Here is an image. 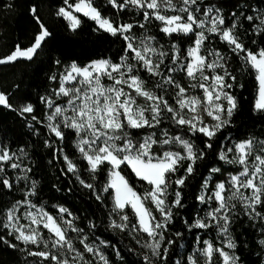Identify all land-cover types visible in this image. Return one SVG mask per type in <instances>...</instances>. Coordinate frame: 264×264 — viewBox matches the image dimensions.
I'll return each mask as SVG.
<instances>
[{
	"label": "snow or ice",
	"instance_id": "1",
	"mask_svg": "<svg viewBox=\"0 0 264 264\" xmlns=\"http://www.w3.org/2000/svg\"><path fill=\"white\" fill-rule=\"evenodd\" d=\"M63 2L65 6L56 14L69 22L72 31L81 24L76 15L80 13L94 21L97 30L120 37L124 48L117 62L111 59L86 65L73 62L59 78L50 77L52 81L59 79L54 96L64 98V102L58 104L56 99L42 97L51 110L46 127L61 142L66 139V129L75 134L76 150L86 162V171L92 174V179L102 171L107 172V183L97 192L93 183L80 178L79 164L64 154L62 148L56 149L63 155L67 172L93 191L96 200L103 202L104 193L111 195L112 212L119 222L110 219L108 227L127 232L134 239L144 234L146 239H136L145 250L141 254L142 264H167L169 247L175 241H166L165 233L174 219L173 209L184 206L179 189L198 171L197 162L204 160L207 150L215 147L218 134L231 123L238 108L236 97L229 91L237 77L230 71L228 57L215 47H207L211 44L210 37L215 36L226 44L243 62L242 68L254 74L257 85L254 110L261 113H264V48L249 49L237 24L227 23L223 9L213 3L205 4L204 0H107L117 13L138 12L143 22L135 23L122 22L118 15L103 14L95 6V0ZM6 7L11 8V4ZM31 12L35 16L36 9L32 8ZM230 15L236 18L235 12ZM241 17L249 22L255 34H264V13L241 12ZM36 18L40 31L31 46L17 45L11 54L0 57V65L18 59L31 61L37 55L52 33ZM153 20L160 22L159 31L165 36L189 37V46L182 51L175 43L168 47L155 35H148L145 25ZM136 28L145 32L138 36L134 32ZM178 73L183 76L178 77ZM197 89L200 94H195ZM0 106L21 115L35 111L32 104L13 108L4 92H0ZM31 118L40 123L35 115ZM141 130L147 131L141 135ZM198 136L205 138L203 147L191 139ZM45 145L52 147L47 140ZM174 146H179L180 151L173 150ZM23 155V149L17 155L0 145V185L13 188V182L6 176L8 169L31 171L23 168L20 162ZM216 155L234 169H224L223 164L209 169L210 174L202 184L203 193L197 197L206 206L205 215L195 219L190 227L215 228L224 241L222 246L203 241L197 254L186 257L183 264H238L236 243L230 232L238 207L250 220L259 221L264 231V140L247 138L234 142L230 147H221ZM125 167L149 185V190L137 192L124 174ZM181 168L185 174L177 176ZM225 172L227 176L223 175ZM215 174H221L222 178L214 180ZM27 179V175L18 176L17 182ZM173 184L174 199L169 201ZM35 195L33 181L25 198L5 210L0 220V227L8 229L15 240L37 249H23L35 258V264H112L103 250L109 247L106 241L96 243L98 237L90 240L89 233L77 225V217L68 208L55 206L59 214L53 215L43 206L38 207L29 199ZM22 208L25 211L21 213ZM126 210H130L134 221ZM42 229L49 235L45 236ZM260 243L264 244V240ZM114 251L117 258L123 259L120 250ZM173 264L182 262L175 260Z\"/></svg>",
	"mask_w": 264,
	"mask_h": 264
},
{
	"label": "trees",
	"instance_id": "2",
	"mask_svg": "<svg viewBox=\"0 0 264 264\" xmlns=\"http://www.w3.org/2000/svg\"><path fill=\"white\" fill-rule=\"evenodd\" d=\"M204 3H213L223 9L226 22L237 24L238 32L249 49L264 48V34H255L249 22L241 17V12L245 15H252L254 12L264 13V0H204ZM8 4H11V8L6 7ZM64 6L63 0H0V57L11 54L17 45L21 48L31 46L40 31L36 17H39V22L52 33L31 61L18 59L0 65V92L9 96L13 108L32 104L35 109L32 114L21 115L18 111L0 106V145L10 148L17 155H20V149H23L24 155L21 156L20 162L23 168L31 169L28 173L22 170L6 173L7 178L13 182V188L8 189L0 185V220H3L5 210L16 201L25 198V194L31 190L32 182L35 181L36 195L29 197L34 204L38 207L43 206L53 215L59 214L55 206L68 208L77 217V225L82 227L85 233H89L90 240L98 237L96 243L103 240L109 244V247L103 250L112 264H142L141 254L145 250L136 243V239H146L144 234H138L134 239L133 235L127 232L109 228L110 219L119 222L118 217L112 212L114 204L111 195L104 193L103 202L96 200L93 191L81 185L76 175L67 172L63 155L56 152V149L62 148L64 154L69 155L79 164L80 178L93 183L97 192L107 183V172L102 171L92 179V174L86 171V162L76 150L75 134L66 129V139L61 142L56 140L46 127L50 109L42 102V97L56 99L58 104L64 102V99L54 96L53 90L57 89L59 79L52 81L51 76L56 75L59 78L65 68L73 62L78 65H86L99 59H111L117 62L123 55L124 42L120 37L97 30L95 22L80 13L76 15L81 19V24L76 31H72L68 21L56 14L58 9ZM95 6L100 7L105 15H118L122 22H143L138 12L117 13L107 4V0H95ZM32 8L36 9L35 16L31 12ZM233 12L236 13L235 19L230 15ZM159 24L160 22L155 20L146 24L147 34L155 35L161 44L168 47L175 43L183 51L189 46V37L165 36L159 31ZM134 32L139 36L145 32V29L136 28ZM210 39L211 44L207 47H215L228 57L230 71L237 77L233 82V88L229 91L236 97L238 108L231 118V123L218 134V139L214 142L215 147L207 150L204 160L197 162L198 171L189 176L185 186L179 189L184 206L173 209L174 219L165 233L166 241H175L169 247L167 264H173L175 260H180L183 264L186 257L197 254V250L203 246L205 240L214 242L216 246H222L215 228L201 230L190 227L195 219L205 215L206 206L197 199L203 193L202 184L209 176L211 167L223 164L216 155L221 147H230L234 142L247 138L264 140V113L254 110L257 94L254 74L242 68L243 62L228 50L226 44L215 36ZM57 60L60 61L59 64L56 63ZM166 63L170 65V61ZM177 75L183 76V73ZM181 82L187 83V80ZM32 115H35L40 123L33 120ZM205 119L210 121L208 117ZM146 131L141 130L140 134L143 135ZM191 139L198 146L203 147L202 142L205 139L203 136L191 137ZM46 140L52 144V147L45 145ZM173 150L180 151V148L174 146ZM223 168L231 171L234 166L223 164ZM124 174L137 192L143 193L149 190L150 186L138 180L127 167L124 168ZM184 174L183 168L177 172V176ZM24 175H27L28 179L17 182V177ZM223 175L227 176V172ZM212 178L219 180L222 176L215 174ZM175 188L173 184L169 189V201L174 199ZM126 211L130 214V210ZM155 214L159 216V213ZM130 218L133 221L135 219L131 214ZM91 224H95L96 227L90 228ZM8 232V229L0 227V237H2L0 264H35V258L28 256L23 249L25 247L31 250L37 249L21 244ZM230 232L236 243L234 251L239 257L238 264H264V244L260 243L264 240V231H261L259 221L250 220L238 207ZM177 233L181 235L177 236ZM11 244H16L17 247L13 248ZM114 249L120 250L123 259L116 257Z\"/></svg>",
	"mask_w": 264,
	"mask_h": 264
},
{
	"label": "rangeland",
	"instance_id": "3",
	"mask_svg": "<svg viewBox=\"0 0 264 264\" xmlns=\"http://www.w3.org/2000/svg\"><path fill=\"white\" fill-rule=\"evenodd\" d=\"M68 23H69V22H68ZM195 94H200V90L197 89ZM61 99H64V98H61ZM50 111H51V110H50ZM50 111H49V112H50ZM8 171H15V170L8 169L7 172H8ZM20 171H21V170H20ZM22 171H23V170H22ZM29 199H30V198H29ZM30 200H31V199H30ZM213 206H215V205L213 204ZM20 211H21V213H22V212L25 211V209L22 208ZM19 214H20V213H18V215H19ZM21 222H22V223H27V221H21ZM42 231L44 232V235H45V236L49 235V233H47V230H43V229H42ZM216 231H217V230H216ZM217 237H218V241H219V243H221V245H222V242L224 241V237L221 236V235L219 234L218 231H217Z\"/></svg>",
	"mask_w": 264,
	"mask_h": 264
}]
</instances>
